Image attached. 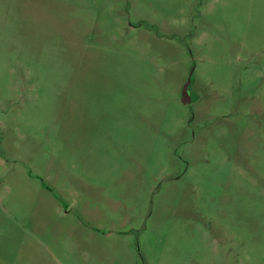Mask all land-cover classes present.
<instances>
[{
	"label": "rangeland",
	"instance_id": "obj_1",
	"mask_svg": "<svg viewBox=\"0 0 264 264\" xmlns=\"http://www.w3.org/2000/svg\"><path fill=\"white\" fill-rule=\"evenodd\" d=\"M0 264H264V0H0Z\"/></svg>",
	"mask_w": 264,
	"mask_h": 264
},
{
	"label": "water",
	"instance_id": "obj_2",
	"mask_svg": "<svg viewBox=\"0 0 264 264\" xmlns=\"http://www.w3.org/2000/svg\"><path fill=\"white\" fill-rule=\"evenodd\" d=\"M191 72L189 75V78L187 79V81L184 83L183 87H182V91H181V102L183 104H189L191 102V94H190V83H191Z\"/></svg>",
	"mask_w": 264,
	"mask_h": 264
}]
</instances>
